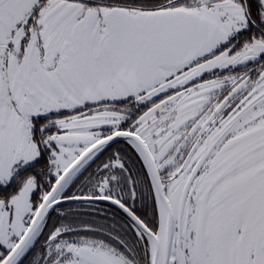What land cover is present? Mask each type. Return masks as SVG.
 <instances>
[{"label": "snow or ice", "instance_id": "6c2138e0", "mask_svg": "<svg viewBox=\"0 0 264 264\" xmlns=\"http://www.w3.org/2000/svg\"><path fill=\"white\" fill-rule=\"evenodd\" d=\"M0 264H264V0H0Z\"/></svg>", "mask_w": 264, "mask_h": 264}]
</instances>
